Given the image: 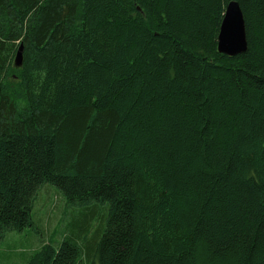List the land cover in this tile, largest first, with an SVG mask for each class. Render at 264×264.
<instances>
[{
    "label": "trees",
    "instance_id": "trees-1",
    "mask_svg": "<svg viewBox=\"0 0 264 264\" xmlns=\"http://www.w3.org/2000/svg\"><path fill=\"white\" fill-rule=\"evenodd\" d=\"M45 184L81 212L25 264H264V0H0V236Z\"/></svg>",
    "mask_w": 264,
    "mask_h": 264
},
{
    "label": "rangeland",
    "instance_id": "rangeland-1",
    "mask_svg": "<svg viewBox=\"0 0 264 264\" xmlns=\"http://www.w3.org/2000/svg\"><path fill=\"white\" fill-rule=\"evenodd\" d=\"M80 210L69 205L59 190L49 184L43 185L38 191L34 202L32 217L34 226L20 232L11 231L0 236V263L25 264L42 241H53L57 244L68 232ZM82 214V213H81ZM97 219L87 223L89 235L96 229Z\"/></svg>",
    "mask_w": 264,
    "mask_h": 264
},
{
    "label": "water",
    "instance_id": "water-1",
    "mask_svg": "<svg viewBox=\"0 0 264 264\" xmlns=\"http://www.w3.org/2000/svg\"><path fill=\"white\" fill-rule=\"evenodd\" d=\"M217 50L227 56H235L247 50L243 13L236 1H230L225 7L217 34ZM20 63L21 48L15 55V65L18 66Z\"/></svg>",
    "mask_w": 264,
    "mask_h": 264
}]
</instances>
